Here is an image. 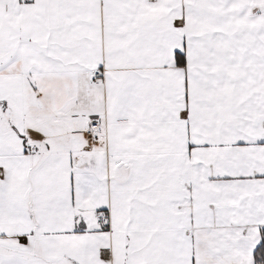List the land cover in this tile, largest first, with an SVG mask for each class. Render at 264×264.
Masks as SVG:
<instances>
[{"label":"snow or ice","instance_id":"obj_1","mask_svg":"<svg viewBox=\"0 0 264 264\" xmlns=\"http://www.w3.org/2000/svg\"><path fill=\"white\" fill-rule=\"evenodd\" d=\"M0 264H264V0H0Z\"/></svg>","mask_w":264,"mask_h":264}]
</instances>
